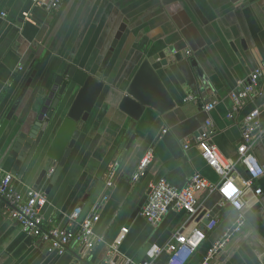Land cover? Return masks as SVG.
Wrapping results in <instances>:
<instances>
[{"label":"crops","instance_id":"obj_1","mask_svg":"<svg viewBox=\"0 0 264 264\" xmlns=\"http://www.w3.org/2000/svg\"><path fill=\"white\" fill-rule=\"evenodd\" d=\"M249 1L61 0L60 9L48 12L31 0H0V126L33 74L0 139V171L14 176L20 192L37 186L45 193L47 205L42 215L54 227H74L68 216L76 208L85 215L99 202L100 220L94 232L103 238L91 258L73 246L62 256L48 254L43 245L2 215L0 258L5 256L9 264H93L108 257L119 230L126 227L128 234L118 256L140 261L149 246L164 247L183 225L182 231L189 232L184 212H171L156 226L147 224L140 212L150 187L160 179L177 189L186 187L195 173L211 184L219 182L194 145L184 149L203 128L207 118L204 104L216 102L210 113L211 143L225 158L237 159L241 125L253 110L260 111L264 129V79L257 93L239 108H234L231 98L264 64V11L259 3ZM121 26L124 31L102 69L101 96L46 193L54 168L49 167L40 179L44 162L25 167L23 159L11 155V140L34 120L32 107L39 88L50 86L69 67L74 69L72 79L64 76L63 84H74L65 99L67 106L72 103L86 76L99 72ZM167 50L172 61L182 59L177 63L182 83L163 70L160 61L154 67L167 71L163 81L176 107L164 115L147 109L134 129L135 141L126 151L131 121L118 110V104L139 65L151 57L166 58ZM190 61L196 69L190 67ZM188 95L195 96L196 102H184ZM17 153L14 155L19 156ZM148 153L153 158L145 175L133 182ZM253 155L264 164V135L254 144ZM246 178L237 165L235 185L241 187ZM108 180L110 187L106 186ZM254 185L263 195L245 193L244 228L209 264H264V179ZM196 200L197 227L204 231L212 219L216 225L205 231V240L190 256H179L181 264H200L235 219L229 206L220 205L217 193L202 191ZM168 258L163 254L155 264H166Z\"/></svg>","mask_w":264,"mask_h":264},{"label":"built area","instance_id":"obj_2","mask_svg":"<svg viewBox=\"0 0 264 264\" xmlns=\"http://www.w3.org/2000/svg\"><path fill=\"white\" fill-rule=\"evenodd\" d=\"M31 1L34 6L43 7L48 12L57 11L61 7V0ZM262 79H264V64L249 75L248 82L242 89L231 94L235 109L239 108L250 95L257 93ZM183 101L195 103L196 97L188 95ZM215 105L216 102H211L202 106V111L207 115L203 128L191 141L185 144L184 149L187 150L190 145H194L206 165L219 176V182L211 184L200 174L195 173L186 187L177 189L166 180L160 179L150 187L146 203L140 212V216L151 226L159 224L171 212H184L187 215L186 222L189 232L186 234L182 231L183 225L167 245L164 247L151 245L142 260L134 261L118 256V248L128 234V229L122 227L110 246L108 257L93 264H155L163 254L169 256L166 264H181L182 260L179 256H190L205 240V231H211L216 225V221L212 219L203 231L194 222L198 214L196 195L202 191L217 193L221 199L220 205L229 206L235 213V219L200 264H209L226 244L242 231L246 223L243 201L245 193L252 192L255 196L263 195L262 190L256 188L254 184L256 181L264 179V164H260L253 155V146L264 135V129L260 121V111L253 110L241 125L242 141L237 147V159L225 158L211 143L210 113L214 110ZM152 158V153H148L140 161L132 177L133 182H137L145 175ZM237 165L243 168L247 176L246 180L242 181L241 187L235 185L233 181ZM49 173H53V169ZM14 180L12 174L0 171V216H6L16 223L27 237L43 245L48 254L54 253L62 256L69 247L73 246L81 249L86 256L91 258L95 249L103 244L102 236L94 232V227L100 220L99 202L92 204L85 215H82L80 208H76L68 216L69 223L74 227H54L51 225L52 222L45 220L42 215V210L47 205L45 193L41 189L32 187L20 192ZM106 186L110 187L111 181L108 180Z\"/></svg>","mask_w":264,"mask_h":264},{"label":"water","instance_id":"obj_3","mask_svg":"<svg viewBox=\"0 0 264 264\" xmlns=\"http://www.w3.org/2000/svg\"><path fill=\"white\" fill-rule=\"evenodd\" d=\"M252 3H259L262 5L264 11V0H250L248 4ZM123 31L124 26H121L115 35L99 72L95 75L86 76L82 87L78 90L74 100L69 106H67L65 99L74 84H72L73 82L63 84V80L64 76H68L72 79V74L74 73L73 68H67L63 75L57 76L50 86L40 87L38 95L33 101L32 110L34 113V120L30 122L29 126L27 125V130H25V132L21 131L11 140L13 153L15 154V152L18 151L17 154L19 156L14 154L11 155L18 161L23 159L25 167H28L35 161L44 162L40 179L45 176L49 167L54 168V174L50 180L46 193H48L51 184L54 183L68 159L83 125L87 123L101 96L104 88V82L101 80L103 73L102 69L107 63L111 53L114 51ZM170 53V50L165 52L166 58L155 56L144 60L139 65L118 104V110L131 121L127 131L128 142L125 147L126 151H128L134 143L136 138L133 133L134 129L147 109L164 115L176 107L175 102L164 84L163 78L168 71L182 83V75L177 67V63L181 62L182 59L181 57H175V60L172 61V59H170ZM156 61H160L161 68L167 71H157L154 67ZM189 65L196 69V64L193 61H190ZM197 73L199 78H201L198 70ZM32 78L33 74L22 89L14 104L12 112L9 113L0 126V139L13 113L29 89ZM36 184L39 185L40 181ZM35 188H37V186ZM5 258V256L0 258V264H9L6 262Z\"/></svg>","mask_w":264,"mask_h":264}]
</instances>
